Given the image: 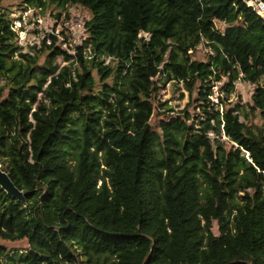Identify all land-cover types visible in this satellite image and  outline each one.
<instances>
[{
	"label": "trees",
	"instance_id": "16d2710c",
	"mask_svg": "<svg viewBox=\"0 0 264 264\" xmlns=\"http://www.w3.org/2000/svg\"><path fill=\"white\" fill-rule=\"evenodd\" d=\"M20 1L91 18L76 56L24 53L0 10V166L26 196L0 187V240L28 244L0 264H264V127L243 121L264 120V0ZM162 76L198 117L152 127ZM240 76L252 102L222 111Z\"/></svg>",
	"mask_w": 264,
	"mask_h": 264
},
{
	"label": "rangeland",
	"instance_id": "374dc122",
	"mask_svg": "<svg viewBox=\"0 0 264 264\" xmlns=\"http://www.w3.org/2000/svg\"><path fill=\"white\" fill-rule=\"evenodd\" d=\"M250 5L254 6L256 9L260 11V14L264 17V8L261 7L258 3L250 2ZM29 6L27 3L22 2L20 0H2V3L0 5V10L5 11L8 15L14 14V19L19 15V13H24L25 11H22L26 9V7ZM44 15H51L55 16L60 15L61 17H71L72 13L76 14L73 16H80L84 18V21L87 22L90 20L91 15L90 13L85 10L83 7H75V6H65L60 7L57 5L51 6L47 10H44ZM72 25H77V23L71 22ZM218 28L224 29L225 26L216 23ZM57 27V24L54 25H47L46 28L43 30V35H46L51 30H55ZM35 28V27H34ZM37 29V28H35ZM40 38L36 35H31V41L33 42V45L40 44V41H42V36ZM43 41L40 46H36L38 49L44 48ZM18 46H20L18 44ZM33 47V46H32ZM31 46L27 47H21V51L24 53L32 52ZM210 50L209 47L204 46L200 47L196 52H194L193 57L195 60L199 61H205L208 54V51ZM50 51L44 50L40 53V63L45 64L47 63V57L49 56ZM54 64H58L61 67L67 65L68 63L64 62V58L59 56L55 58ZM109 64V63H108ZM112 65H115L112 63ZM96 75V72L94 73ZM236 82L235 84V91L229 94V97H227V93L224 91H221V89L227 85L229 80L227 78H223L220 83H217L216 87L214 88V97L212 98L213 102L215 104L219 105V108L223 111L225 108H234L237 105H246L250 104L252 102V96L255 90V86L245 82L243 80V77ZM98 77V89H101V82H99ZM111 82V80H109ZM155 86L152 88H157V92L153 94L154 97V106L155 110L151 119V125L154 129H157L159 127V124L161 120H166L167 117H172L173 115H181L183 111L187 110L193 117H198L200 114V111L197 107L196 102H194L193 99H195L196 93L191 96L190 92L186 89V86L183 82L171 80H166L165 77H159L155 79ZM219 94V95H218ZM221 96V99H223V102L219 100L218 97ZM218 98V99H217ZM217 102V103H216ZM169 109H172L171 111ZM249 120L247 118H243V121L249 124L250 126L253 125L255 127H264V120L258 115V113H250L249 114ZM214 134L211 133V136ZM101 184V183H100ZM214 231L216 234L219 233L217 224H215ZM0 244L8 247L9 249H20L24 250L28 248V244L25 241L22 242H6L0 240Z\"/></svg>",
	"mask_w": 264,
	"mask_h": 264
},
{
	"label": "built area",
	"instance_id": "2783aa9c",
	"mask_svg": "<svg viewBox=\"0 0 264 264\" xmlns=\"http://www.w3.org/2000/svg\"><path fill=\"white\" fill-rule=\"evenodd\" d=\"M22 11L25 12L19 13L13 23V30L17 34V44H19L21 47L40 46L42 41L45 40L47 41V44L51 46L53 45L54 38H56V45L57 47H61L64 54L66 53L71 56H76L78 48L84 46L88 37L84 18L78 15L73 16L76 15L73 13L71 17H61L59 14H55V16L44 15L45 11L40 7L27 6L26 9ZM71 22L77 23V25H72ZM55 23L57 24L56 29L51 30L46 35H43V30L46 28V26L54 25ZM31 35H36V37L38 36L39 38L41 35H43V40L40 41V44L33 45V42L31 41ZM212 98L213 97H211V99Z\"/></svg>",
	"mask_w": 264,
	"mask_h": 264
},
{
	"label": "water",
	"instance_id": "95a60500",
	"mask_svg": "<svg viewBox=\"0 0 264 264\" xmlns=\"http://www.w3.org/2000/svg\"><path fill=\"white\" fill-rule=\"evenodd\" d=\"M258 4L264 8L263 3L258 2ZM0 187L11 198L18 200L19 202H24L26 200L25 194L16 187V185L13 183L8 173L5 172L1 168V166H0Z\"/></svg>",
	"mask_w": 264,
	"mask_h": 264
}]
</instances>
